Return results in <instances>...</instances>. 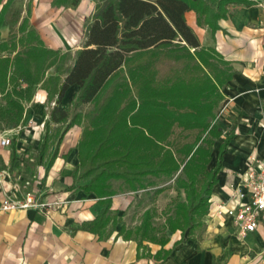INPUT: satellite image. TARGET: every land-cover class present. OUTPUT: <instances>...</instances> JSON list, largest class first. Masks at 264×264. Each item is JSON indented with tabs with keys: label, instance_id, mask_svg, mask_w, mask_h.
<instances>
[{
	"label": "trees",
	"instance_id": "16d2710c",
	"mask_svg": "<svg viewBox=\"0 0 264 264\" xmlns=\"http://www.w3.org/2000/svg\"><path fill=\"white\" fill-rule=\"evenodd\" d=\"M13 1L3 4L0 25ZM94 1L95 10L84 24V45L74 55L44 45L29 26V5L18 28L20 35L0 39L4 101L0 130L21 126L36 89L45 90L50 109L44 113L37 161L46 175L64 134L74 125L81 126L71 188L94 195L101 206L78 229L107 239L120 222L111 209L115 195L152 192V203L164 191L158 181L170 179L184 197L172 201L161 229L180 232L176 245L198 240L222 170V156L233 137L230 132L223 138L215 165L208 168L213 144L222 135L218 115L227 102L222 90L236 71L215 48L200 45L185 13L194 11L197 25L207 26L214 35L219 20L229 15V4L250 6L254 1ZM79 2L52 0V5L75 8ZM71 87L77 90L69 105L60 108ZM262 110L264 116V100ZM15 140H11L10 164L15 160ZM154 217L155 210L147 207L138 225L122 224L116 236L135 241L138 256L143 255L145 242L159 245L154 257L160 262L171 251L164 249L169 237L157 235Z\"/></svg>",
	"mask_w": 264,
	"mask_h": 264
},
{
	"label": "crops",
	"instance_id": "0c3cea01",
	"mask_svg": "<svg viewBox=\"0 0 264 264\" xmlns=\"http://www.w3.org/2000/svg\"><path fill=\"white\" fill-rule=\"evenodd\" d=\"M253 1L250 6L229 4V15L219 20L220 29L214 35L207 26L197 25L194 11L185 13L186 23L200 45L215 48L236 71L222 90L227 99L218 117L222 135L213 144L208 168L215 165L223 138L230 132L233 137L222 156V170L212 189L209 213L202 218L205 229L200 238L176 245L180 232L167 231L169 241L164 249L171 253L166 259L158 262L152 256H138L135 241L116 235L122 224L128 227L126 212L135 196L139 198L146 194L144 191L120 193L112 198L111 209L117 212L120 222L107 239L100 240L97 235L78 229L82 222L92 220L101 206L94 195L71 188V173L78 162L76 145L82 131L81 126L74 125L64 134L47 174L44 175L40 164L36 166L40 178L38 200L47 207L0 210V264H264V226L239 237L232 219L215 212L216 204L229 201V185L238 183L246 157L254 154L264 158V5ZM6 2L0 1V10ZM95 4L94 0H80L75 8H64L53 6L52 0H14L0 25V39H8L11 33L20 35L18 28L29 5V26L46 47L61 52H69L71 48L76 51L84 45V24L94 12ZM76 90L77 87H71L66 91L64 108ZM45 101L46 91L37 88L32 101L26 105L29 113L24 124L12 128V138L16 139L13 164L28 147L40 146L41 153L44 133L40 126L44 127L47 117L44 113L48 108ZM3 102L0 94V104ZM10 152L11 145L0 147L2 167L13 165ZM147 246L152 255L160 249L157 244Z\"/></svg>",
	"mask_w": 264,
	"mask_h": 264
},
{
	"label": "built area",
	"instance_id": "2783aa9c",
	"mask_svg": "<svg viewBox=\"0 0 264 264\" xmlns=\"http://www.w3.org/2000/svg\"><path fill=\"white\" fill-rule=\"evenodd\" d=\"M257 1L258 5H264V0ZM12 134L13 129L0 132L1 148L11 145ZM229 191V201L216 204L215 212L232 219L237 236L244 237L264 226V158L254 154L247 156L238 183L230 184ZM0 193V210L5 212L27 208L43 210L47 207L38 200L39 193L15 186L7 164L0 165Z\"/></svg>",
	"mask_w": 264,
	"mask_h": 264
},
{
	"label": "rangeland",
	"instance_id": "374dc122",
	"mask_svg": "<svg viewBox=\"0 0 264 264\" xmlns=\"http://www.w3.org/2000/svg\"><path fill=\"white\" fill-rule=\"evenodd\" d=\"M81 46V45H80ZM74 49H69V52L74 55ZM50 107V105H49ZM60 108L65 107L64 100L61 101L59 104ZM50 108H47L45 111L48 112ZM222 109H220L219 115L221 114ZM27 117V116H26ZM26 118L24 119V121ZM24 121L22 125L24 124ZM10 128H4L1 129L7 130ZM40 129H42V133L44 127L40 126ZM31 151H35L40 153V146L38 148L34 147H28L27 149L23 150L22 157L20 159H17L13 165H11V174L13 177V183L17 188H23L27 191H30L32 193H38V190L40 189V186H37V182L39 183L40 178H38L37 174V160L39 154H33ZM158 187H164V192L160 194L157 197L155 196V201L151 203V198L154 196L152 195V192H150L148 195L143 194L139 198L135 196V200L132 203L131 208L128 212H126V223L128 225V228H132L139 224L140 221V213L146 208V207H152L155 210V217L153 219V224L157 228V235H163L165 233L167 235V231L163 232L161 229V226L164 223L165 220V212L170 208V205L172 204V201L176 198L183 199L184 195L182 192L178 193L174 189V185L172 180L170 179H163L161 181H158ZM138 201H141L138 203ZM149 244H154L150 242H145L143 249L140 250V252L145 256H152L154 259L155 254L150 253V248L147 246ZM159 250V249H158ZM157 250V251H158ZM156 260V259H155ZM157 261V260H156ZM159 262V261H158Z\"/></svg>",
	"mask_w": 264,
	"mask_h": 264
},
{
	"label": "water",
	"instance_id": "95a60500",
	"mask_svg": "<svg viewBox=\"0 0 264 264\" xmlns=\"http://www.w3.org/2000/svg\"><path fill=\"white\" fill-rule=\"evenodd\" d=\"M49 72H50V73H53V69H51Z\"/></svg>",
	"mask_w": 264,
	"mask_h": 264
}]
</instances>
